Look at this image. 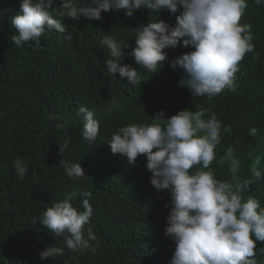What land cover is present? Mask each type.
<instances>
[{
  "label": "trees",
  "instance_id": "1",
  "mask_svg": "<svg viewBox=\"0 0 264 264\" xmlns=\"http://www.w3.org/2000/svg\"><path fill=\"white\" fill-rule=\"evenodd\" d=\"M19 12L20 0H0V264H169L175 251L174 242L164 235L170 194L151 186L145 157L129 165L126 157L111 153L108 144L119 127L150 123L161 111L164 119L185 109L215 113L222 129L230 131H221L210 167L217 179L230 180L224 157L233 147L241 161L240 179L251 180L245 198L252 196L264 207V0H247L239 21L250 26L254 50L239 62L233 90L211 98L192 97L186 86H178L187 77L179 67L174 70L171 61L194 50L182 44L165 49L168 56L156 74L125 55L122 65L141 73L137 85L106 69L110 57L101 43L105 35L126 40L128 47L122 51L130 53L135 47L133 29L156 15L174 26L182 9L154 14L142 8L131 18L109 10L99 21L62 17L66 32L46 29L39 47L35 41L22 46L12 42L16 33L11 19ZM81 106L99 121L92 143L82 137L84 119L77 114ZM252 128L255 135L250 134ZM66 141L68 147L60 153ZM18 157L28 164L23 179L13 167ZM60 161L79 163L85 177H68ZM83 192L92 193L93 212L85 228L96 236L94 252L72 251L38 220L33 224L70 193H76L72 203L82 211ZM52 245L63 248V254L42 260L39 254ZM261 249L264 242H256L257 264H264Z\"/></svg>",
  "mask_w": 264,
  "mask_h": 264
},
{
  "label": "clouds",
  "instance_id": "2",
  "mask_svg": "<svg viewBox=\"0 0 264 264\" xmlns=\"http://www.w3.org/2000/svg\"><path fill=\"white\" fill-rule=\"evenodd\" d=\"M142 8L154 14L162 10L175 14L178 8L182 12L174 26L156 15V19L133 29L135 47L127 54L122 51L128 47L126 40L105 35L101 43L110 57L105 61L108 73H118L130 85L140 84L137 68L122 65L125 55L131 56L140 68L156 74L168 56L165 49L182 44L194 50L171 61V67H179L187 77L178 86H186L192 97L211 98L225 89L233 90L239 62L254 50L250 26L239 23L247 0H59L58 7L56 0H20V12L11 19L16 33L11 40L17 46L35 41L39 47L46 29L66 32L62 17L99 21L102 13L113 10L131 18ZM77 114L84 119L83 139L94 142L100 127L94 112L81 106ZM163 117L161 111L150 123L121 126L112 133L108 144L111 153L126 157L129 165H134L137 157H145L151 186L157 193L166 190L170 194L164 235L174 242L175 251L169 264H257L256 242H264V207L252 196H244L251 180L240 179L241 161L231 146L224 157L229 161L230 180L217 179L210 167L216 160L221 131L227 133L230 128L222 129V122L210 110L185 109L167 119ZM255 133L252 128L250 134ZM67 147L66 141L60 153ZM61 164L68 177H85L79 163L60 161ZM13 167L20 179L28 174V164L22 158H16ZM254 175L259 178L261 173L256 171ZM81 195L82 211L72 203L76 193H70L47 207L33 219V224L38 220L56 237H62L65 247L72 251L94 252L92 242L96 236L90 227L85 228L93 212L92 193ZM62 254L63 248L52 245L39 255L43 260Z\"/></svg>",
  "mask_w": 264,
  "mask_h": 264
}]
</instances>
